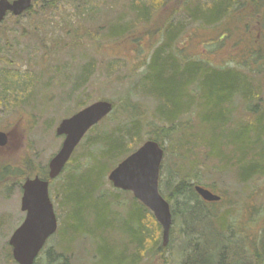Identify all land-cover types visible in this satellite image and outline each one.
<instances>
[{"label":"rangeland","instance_id":"rangeland-1","mask_svg":"<svg viewBox=\"0 0 264 264\" xmlns=\"http://www.w3.org/2000/svg\"><path fill=\"white\" fill-rule=\"evenodd\" d=\"M153 1L155 0H38L34 2L30 12L18 18L9 15L3 22L0 28V132L8 134V142L6 146L0 147V174L3 175L0 181V264H12L7 261L6 256L7 248L10 247L9 240L25 219L21 200L24 184L22 176L26 169L22 164L31 162L32 169L26 176L27 179L34 178L36 173L47 172L49 161L59 152L64 140L56 135L59 123L81 111L84 105L110 101L116 109L110 118L88 134L87 137L91 136L90 138L97 134L102 136L104 133H114L117 128L126 129L129 120L124 115L123 105L127 98L138 106L148 123L158 128L176 126V133L164 141L159 192L162 186L164 188L160 194L167 196L173 189L167 185L170 180L175 184L187 174L191 176L198 173L201 186H208L215 195L223 197V209L230 202L242 207V198L251 195L253 183L241 182L236 166L224 170L225 167L218 160L211 156L205 157L209 151L204 143L208 132L200 119L191 111H184L183 115L182 112L179 113L181 116L178 114L181 118L168 124L159 114L161 103L145 92L142 82L147 56L162 43V30L168 24L176 32V43L180 42L176 48L182 55L186 54L194 59L207 57L215 64H222L229 53L232 55L235 52L226 49L224 52H217V45L209 44L219 41L220 36L217 34L220 28L217 32L215 29L199 27L192 18V11L201 6L199 2L203 4L205 1L181 0L180 3L171 0L166 4L167 0H156V5L150 9L152 16L146 22L142 20L146 17V11L145 14H141V10L137 11V14H141L137 17L131 10L139 5L143 9L145 6L150 8ZM183 2L187 5L183 6ZM211 5L210 3L209 6ZM203 7L204 5L199 14L205 13ZM114 28L123 29L121 33L124 28L130 31L118 37V31ZM260 31L252 28L255 34L262 35ZM238 37L239 34L236 37L233 35L225 43V47L231 48V42ZM252 85L264 88V81L261 80V84L254 82ZM237 106L241 107L239 102ZM193 110L198 109L195 107ZM185 115L186 118H192L189 124L184 120ZM188 127L190 129L186 130ZM149 131L151 129L145 125L139 133L144 141L150 136ZM135 142L132 144L135 145ZM87 143V139H84L72 156L69 163L72 174L79 172L81 176L87 175V168L92 166V163L87 164L89 154L94 149L87 147ZM230 153V148H227L222 155L228 158ZM7 167L11 171L2 174ZM110 173L105 175L101 190L111 197H118L123 205L120 210L117 207L111 208L114 212L108 216L111 229L105 234H94L90 223L86 228L92 234L84 232L89 237L69 234L73 244L69 246L63 243L69 249L64 257L62 252V258L67 264H100L96 256L97 247L106 243L108 248L114 249L113 257L116 259H111L116 262L122 254L127 259L136 255L139 260L136 264H165L157 255H151L147 251L139 253L137 246L122 233L124 214L134 196L131 192L115 189L108 179ZM66 175L67 173L63 174L56 182L53 187L54 195L50 196L58 229L48 240L41 256L49 248H54L59 254L62 242L58 235L61 229L69 228L70 225L71 212L64 207L59 194L61 186L69 182ZM258 205L263 209L262 203ZM234 208L238 210L236 206ZM152 216L153 222L158 224L153 214ZM151 222L145 225V235L153 237L152 244L157 241L163 243L162 227L158 224L162 231L156 239L155 226ZM82 228L85 225L82 224ZM174 231L176 241H173L166 257L171 252L176 253L181 245L179 229L175 227ZM170 241L169 237L167 246ZM151 243H147L149 248L147 245L145 247L150 249ZM119 262L123 260L119 259Z\"/></svg>","mask_w":264,"mask_h":264},{"label":"trees","instance_id":"trees-1","mask_svg":"<svg viewBox=\"0 0 264 264\" xmlns=\"http://www.w3.org/2000/svg\"><path fill=\"white\" fill-rule=\"evenodd\" d=\"M169 1L171 0L165 3ZM174 1L182 3L181 0ZM203 1H205L203 4L201 2L199 4L204 5L205 13L199 14V11H202L199 6L192 11V18L199 27L215 31L220 28V32L217 31L219 41L209 44L217 45V52H224L226 49L235 53L232 55L229 53V57L225 58L222 64H215L207 57L194 59L186 54L182 55L176 48L180 43H176V32L173 26L168 24L162 30V43L156 51L147 56L142 72L143 86L146 93L161 103L159 114L168 124L176 121L178 117L181 118L185 112L194 113L208 132V138L204 143L209 151L205 157L211 156L218 160L225 167L224 170L236 166L240 181L246 184L253 183L252 193L249 197L242 198V207L230 202L231 204L223 209L222 196L219 203L204 202L194 190L196 186H201L199 174L191 176L187 174L175 184H172V180L169 181L167 185L173 189L167 196L161 193L169 203L172 214L169 246L164 248L163 243L159 241L152 244L153 237L145 235L147 227L145 225L151 221L155 226L156 239L162 230L153 222L150 211L134 197L130 206L127 205L121 231L137 246L139 253L147 251L151 255H157L165 264H264V88L252 85L254 82L261 84V80L264 81V0ZM154 5L156 0L150 8L145 6L143 9L142 5H139L131 10L137 17L146 11L145 19L142 18L146 22L152 16L150 9L154 8ZM184 5L187 4L183 2ZM139 10L141 14H137ZM253 27L261 30L262 35L252 32ZM114 30L118 31V37L130 31L127 28H124L122 33L123 29ZM236 34L240 37L231 42V48H226L225 43L231 40L233 35L236 37ZM129 100L127 98L123 105L124 115L129 120L125 130L117 128L111 134L85 137L87 147L94 149L89 154L87 165L92 163V166L87 168L89 170L87 175L81 176L79 172L72 174L69 162L63 173L56 180L50 181L52 197L54 185L67 173L69 182L61 186L59 194L63 199L62 204L71 212L70 225L69 228L61 229L58 235L62 242L59 248L61 251L57 249L59 254L54 248H49L46 253L44 252V256L40 255L35 264H67L61 254L64 252V257L69 246L73 244L69 234H74L75 237H89L88 235L92 233L88 232L86 225L88 227L90 223L94 234L107 233L111 229L108 216L114 213L111 208L117 207L120 210L123 205L118 197H111L102 192L101 183L105 175L146 141L159 143L165 152L164 141L176 133V126L158 128L145 121L138 106ZM238 102L240 108L237 106ZM87 106L89 105H84L80 110ZM195 107L197 111L193 110ZM115 111L114 105V112L111 115ZM191 119L185 115L184 120H187L188 124ZM145 125L151 132L149 131L150 136L144 141V137L139 133ZM97 126L88 134L96 130ZM189 129L190 127L186 130ZM133 141L138 143L135 142L134 145ZM128 146L133 148L129 149ZM227 148H230V157L224 158L222 152ZM22 165L26 169L22 176L25 182L32 165L30 161ZM163 169L164 166L162 172ZM9 170L11 171V168L7 167L2 174ZM2 176L0 174V181ZM35 177L48 180V171L36 173ZM201 187L211 191L208 186ZM163 188L162 186L160 192ZM260 203L263 204V209L259 207ZM235 206L238 208L237 211ZM90 217L93 219L90 220ZM82 224L85 228H82ZM175 227L179 229L181 245L176 253L171 252L170 256L166 257L173 241H176ZM86 231L88 235L84 233ZM63 243L69 246L64 247ZM147 243L152 244L150 249H147L149 248ZM103 244L97 247L96 253L100 264L139 262L136 255L129 261L130 259L122 254L116 262L111 259L115 258L114 249L108 248L106 243ZM6 256L9 263L15 264L10 247L7 248ZM119 259L123 262H119Z\"/></svg>","mask_w":264,"mask_h":264},{"label":"water","instance_id":"water-1","mask_svg":"<svg viewBox=\"0 0 264 264\" xmlns=\"http://www.w3.org/2000/svg\"><path fill=\"white\" fill-rule=\"evenodd\" d=\"M37 0H0V25L11 14L18 18L30 10ZM114 106L109 101L93 103L69 118L63 119L56 135L63 137L59 152L48 164V180L28 178L22 185L21 210L23 223L14 231L9 246L16 264H35L48 240L58 229L54 206L50 197V181L56 180L71 160L86 135L109 117ZM8 142V134L0 132V147ZM164 151L159 143L146 141L125 158L108 176L115 189L131 192L134 198L155 217L163 230V247L169 242L172 214L169 203L159 192V177ZM197 195L206 203H219L221 198L196 186Z\"/></svg>","mask_w":264,"mask_h":264},{"label":"flooded vegetation","instance_id":"flooded-vegetation-1","mask_svg":"<svg viewBox=\"0 0 264 264\" xmlns=\"http://www.w3.org/2000/svg\"><path fill=\"white\" fill-rule=\"evenodd\" d=\"M10 1H14V0H10ZM37 1H38V0H37ZM33 6H34V2H33V4H32V7L30 8V10L33 8ZM30 10H28V11H30ZM28 11H27V12H28ZM27 12H25L24 15H25ZM9 15H11V14H9ZM9 15H8V16H9ZM22 16H23V15H22ZM5 20H6V19H5ZM5 20H4V21H5ZM2 24H3V23H2ZM2 24L0 25V28H1Z\"/></svg>","mask_w":264,"mask_h":264},{"label":"bare ground","instance_id":"bare-ground-1","mask_svg":"<svg viewBox=\"0 0 264 264\" xmlns=\"http://www.w3.org/2000/svg\"><path fill=\"white\" fill-rule=\"evenodd\" d=\"M59 124H60V123H59ZM54 157H55V156H54ZM54 157H53V158H54ZM53 158H52V159H53ZM52 159H51V160H52ZM51 160H50V161H51ZM50 161H49V163H50ZM49 163H48V164H49Z\"/></svg>","mask_w":264,"mask_h":264}]
</instances>
